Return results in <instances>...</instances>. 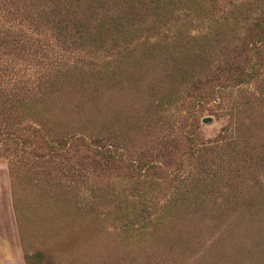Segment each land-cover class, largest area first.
Returning a JSON list of instances; mask_svg holds the SVG:
<instances>
[{
	"label": "rangeland",
	"instance_id": "obj_1",
	"mask_svg": "<svg viewBox=\"0 0 264 264\" xmlns=\"http://www.w3.org/2000/svg\"><path fill=\"white\" fill-rule=\"evenodd\" d=\"M25 253L264 264V0H0V264Z\"/></svg>",
	"mask_w": 264,
	"mask_h": 264
},
{
	"label": "trees",
	"instance_id": "obj_2",
	"mask_svg": "<svg viewBox=\"0 0 264 264\" xmlns=\"http://www.w3.org/2000/svg\"><path fill=\"white\" fill-rule=\"evenodd\" d=\"M35 259L39 258V255L38 256H35ZM24 261H25V264H33L32 261H33V256L32 258L28 257V255L25 253L24 255Z\"/></svg>",
	"mask_w": 264,
	"mask_h": 264
}]
</instances>
